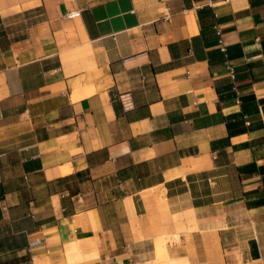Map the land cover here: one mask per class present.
I'll return each instance as SVG.
<instances>
[{
    "label": "crops",
    "instance_id": "1",
    "mask_svg": "<svg viewBox=\"0 0 264 264\" xmlns=\"http://www.w3.org/2000/svg\"><path fill=\"white\" fill-rule=\"evenodd\" d=\"M159 239L264 264V0H0V264Z\"/></svg>",
    "mask_w": 264,
    "mask_h": 264
},
{
    "label": "bare ground",
    "instance_id": "2",
    "mask_svg": "<svg viewBox=\"0 0 264 264\" xmlns=\"http://www.w3.org/2000/svg\"><path fill=\"white\" fill-rule=\"evenodd\" d=\"M156 251L160 264H163L165 261H170V254L166 250V247H164V244H162V242L158 241L156 243Z\"/></svg>",
    "mask_w": 264,
    "mask_h": 264
},
{
    "label": "built area",
    "instance_id": "3",
    "mask_svg": "<svg viewBox=\"0 0 264 264\" xmlns=\"http://www.w3.org/2000/svg\"><path fill=\"white\" fill-rule=\"evenodd\" d=\"M227 1H229V0H227ZM220 42H221V44H222V49H223V51H226V47L223 45V41L222 40H220ZM232 73H234V71H232ZM129 103H125V105L127 106Z\"/></svg>",
    "mask_w": 264,
    "mask_h": 264
},
{
    "label": "rangeland",
    "instance_id": "4",
    "mask_svg": "<svg viewBox=\"0 0 264 264\" xmlns=\"http://www.w3.org/2000/svg\"><path fill=\"white\" fill-rule=\"evenodd\" d=\"M160 242H162V244H164V247H166L167 246V243H168V241L167 240H159ZM164 263H166V262H164Z\"/></svg>",
    "mask_w": 264,
    "mask_h": 264
}]
</instances>
